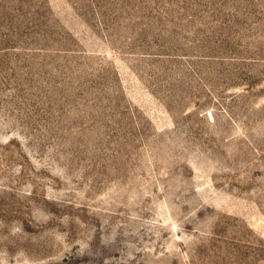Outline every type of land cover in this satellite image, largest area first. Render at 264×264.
<instances>
[{
	"label": "rangeland",
	"instance_id": "374dc122",
	"mask_svg": "<svg viewBox=\"0 0 264 264\" xmlns=\"http://www.w3.org/2000/svg\"><path fill=\"white\" fill-rule=\"evenodd\" d=\"M0 264H264V0H0Z\"/></svg>",
	"mask_w": 264,
	"mask_h": 264
}]
</instances>
